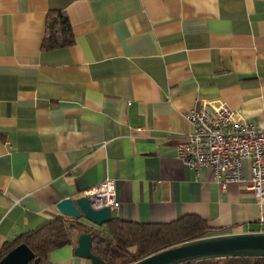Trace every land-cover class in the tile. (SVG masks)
<instances>
[{"label":"crops","instance_id":"1","mask_svg":"<svg viewBox=\"0 0 264 264\" xmlns=\"http://www.w3.org/2000/svg\"><path fill=\"white\" fill-rule=\"evenodd\" d=\"M51 12L74 42L43 51ZM218 101L264 130V0H0V250L107 179L121 221L264 233L247 166L221 189L177 157ZM71 235L49 264H90Z\"/></svg>","mask_w":264,"mask_h":264},{"label":"trees","instance_id":"2","mask_svg":"<svg viewBox=\"0 0 264 264\" xmlns=\"http://www.w3.org/2000/svg\"><path fill=\"white\" fill-rule=\"evenodd\" d=\"M73 42L74 37L65 14L49 13L41 49L65 48ZM103 226L105 232L100 227L59 215L21 234L12 242L5 243L0 250V260L15 247L25 245L34 255L30 264L49 263L52 252L75 245L71 235V232H75L76 236L80 233L91 235V252L103 264H132L185 242L208 237L212 231L204 220L196 216H184L163 224H139L112 217ZM185 264H264V258H222Z\"/></svg>","mask_w":264,"mask_h":264},{"label":"built area","instance_id":"3","mask_svg":"<svg viewBox=\"0 0 264 264\" xmlns=\"http://www.w3.org/2000/svg\"><path fill=\"white\" fill-rule=\"evenodd\" d=\"M191 131L177 145V157L190 170L210 168L221 189L245 180L248 168L249 190L258 204L264 203V130L246 122L224 103L201 105L185 114ZM93 210L108 208L119 214L115 181L104 180L81 194ZM80 196V197H81Z\"/></svg>","mask_w":264,"mask_h":264},{"label":"water","instance_id":"4","mask_svg":"<svg viewBox=\"0 0 264 264\" xmlns=\"http://www.w3.org/2000/svg\"><path fill=\"white\" fill-rule=\"evenodd\" d=\"M56 208L64 217L83 220L97 227L107 224L112 219L108 208L93 210L89 200L82 196L61 200ZM91 248V235L78 234L73 250L74 256L88 260L90 264H103L92 254ZM236 257L264 258V233L208 236L160 251L132 264H185ZM33 258L34 255L29 248L19 245L8 252L0 260V264H30Z\"/></svg>","mask_w":264,"mask_h":264},{"label":"rangeland","instance_id":"5","mask_svg":"<svg viewBox=\"0 0 264 264\" xmlns=\"http://www.w3.org/2000/svg\"><path fill=\"white\" fill-rule=\"evenodd\" d=\"M100 228H101V230H102L103 232L106 231V228H105L104 226H101Z\"/></svg>","mask_w":264,"mask_h":264}]
</instances>
